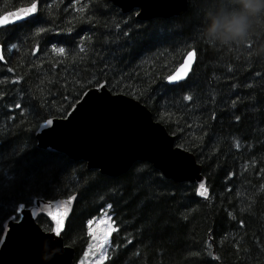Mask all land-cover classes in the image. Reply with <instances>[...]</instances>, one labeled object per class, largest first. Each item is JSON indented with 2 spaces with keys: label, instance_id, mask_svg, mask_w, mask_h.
<instances>
[{
  "label": "trees",
  "instance_id": "trees-1",
  "mask_svg": "<svg viewBox=\"0 0 264 264\" xmlns=\"http://www.w3.org/2000/svg\"><path fill=\"white\" fill-rule=\"evenodd\" d=\"M31 2L0 0V15ZM36 2L37 27L50 31H0V45L6 42L0 61L3 214L17 184L31 204L76 194L63 232L75 249L74 264L92 241L88 220L105 214L120 231L112 232L100 264H264V56L251 54L264 44V23L246 45L210 46L202 35L205 13L235 7L233 0H189L181 15L148 20L111 0ZM12 44L17 47L9 51ZM192 47L199 49L193 73L169 84L166 77ZM97 80L145 104L176 145L196 155L208 198L196 193V183L167 178L149 161L110 176L37 146L42 117L50 111L60 117L64 109L66 115L81 89L97 87ZM38 222L51 229L45 216Z\"/></svg>",
  "mask_w": 264,
  "mask_h": 264
},
{
  "label": "water",
  "instance_id": "water-1",
  "mask_svg": "<svg viewBox=\"0 0 264 264\" xmlns=\"http://www.w3.org/2000/svg\"><path fill=\"white\" fill-rule=\"evenodd\" d=\"M111 1L125 13L137 9L136 17L142 20L181 15L189 4V0ZM91 89L96 91L91 92L89 103L77 108L76 102L66 116L55 117V131L46 129L44 121L40 124L35 133L38 147L84 160L89 168H97L110 176L126 173L137 161H149L167 178L194 182L197 188L203 182L207 188V179L196 155L176 145L175 136L154 118L145 104L123 93H113L107 87L102 91L98 86L93 87L84 93ZM208 197L209 190L203 198ZM67 199L36 198L30 205L31 217L24 213L16 227L6 219L5 232L0 238L3 241L0 264H74L75 249L64 243L63 233L56 236L38 222L41 213L46 217L49 212H63L62 205Z\"/></svg>",
  "mask_w": 264,
  "mask_h": 264
},
{
  "label": "snow or ice",
  "instance_id": "snow-or-ice-1",
  "mask_svg": "<svg viewBox=\"0 0 264 264\" xmlns=\"http://www.w3.org/2000/svg\"><path fill=\"white\" fill-rule=\"evenodd\" d=\"M42 23L40 14H39V7L38 2L36 0H33V2L30 3L28 7H22L18 11L15 12H9L7 15H0V31H6L9 26H11L12 29H22V28H29L30 30L35 28L34 35L36 36H42L46 34L50 29H47L45 27H37ZM119 27V25H117ZM127 36L128 34L125 33ZM6 47L5 44L0 45V61H5V55L3 53V48ZM17 45L12 44V49H16ZM251 47V46H249ZM55 51H58L60 53H64V48H56ZM198 53L199 49L196 47L190 48L187 52V58L184 60V62L175 70V74L169 75L166 77L169 84H177L180 81H186L189 78V75L193 73V66L198 61ZM8 71H12L11 69H8ZM13 83H18V81H13ZM98 86V88L102 91L106 89V84H100L99 80L95 82ZM92 91H96V89H91L89 93H83V89H81V94H78L74 99L77 101L76 107L79 108L82 105H85L89 103V98ZM186 99H191V97H186ZM17 109L21 107V105L17 104L15 105ZM69 107H72V104H69ZM67 112V109H64V111L58 113V115L62 118L65 113ZM52 115L53 118L49 119L48 116ZM55 117L56 114L52 113L51 111L42 117L44 120V127L46 129H49L51 131H55L56 124H55ZM239 119V117H237ZM40 125L37 124V127ZM27 131L33 132L35 129H28ZM22 135V132H17L15 138L18 139ZM0 143H2V140H0ZM13 157H16V152L13 150ZM203 190V191H201ZM196 193L199 194L201 197H206L208 194V189L205 187V184L201 182L199 184V187L196 189ZM8 198L11 201V208L8 211L7 215H4L2 212V209H0V235L4 234L5 227H4V219H8L9 225L12 227L18 226L17 221H22V217L24 213H28L29 217H31L32 213L30 212V205H31V199L30 198H24L23 195L20 193V186L17 184L13 186L8 194ZM3 199V193H0V200ZM76 201V196H69L68 199L64 202L62 205L64 211L61 212L57 210L56 212H49L46 214V217L48 218L49 226L52 230V232L56 236H61L64 232V225L66 219L72 214L73 212V205ZM37 206H39V202L37 203ZM112 205H108V208L111 209ZM43 215V213H41ZM104 221H102L103 223ZM93 223V220H88V224L91 225ZM54 225V226H53ZM9 231H11V228H9ZM120 229L117 227L110 228L107 232H105L103 241L101 243V251L104 250V248L108 247L110 245V237L112 235V232H119ZM91 235V232L89 233ZM3 241H0L2 243ZM131 243V241H129ZM207 255L211 256V253H208ZM108 259V257H105ZM193 259H199L198 256L194 255ZM81 264L83 262L81 261Z\"/></svg>",
  "mask_w": 264,
  "mask_h": 264
},
{
  "label": "clouds",
  "instance_id": "clouds-1",
  "mask_svg": "<svg viewBox=\"0 0 264 264\" xmlns=\"http://www.w3.org/2000/svg\"><path fill=\"white\" fill-rule=\"evenodd\" d=\"M235 7L206 12L207 23L202 35L210 46L248 44L257 34V26L264 23V0H233ZM264 56V44L251 53Z\"/></svg>",
  "mask_w": 264,
  "mask_h": 264
},
{
  "label": "rangeland",
  "instance_id": "rangeland-1",
  "mask_svg": "<svg viewBox=\"0 0 264 264\" xmlns=\"http://www.w3.org/2000/svg\"><path fill=\"white\" fill-rule=\"evenodd\" d=\"M102 221H104L102 223ZM110 228H112L110 224V218L108 214L103 215L102 217L93 221L90 225V232L92 241L90 245L86 249V253L84 256L79 260L77 264H100L101 260L105 256V252L107 247L101 251V243L103 241V237L105 232H107Z\"/></svg>",
  "mask_w": 264,
  "mask_h": 264
}]
</instances>
